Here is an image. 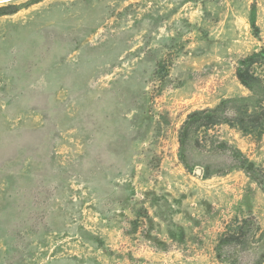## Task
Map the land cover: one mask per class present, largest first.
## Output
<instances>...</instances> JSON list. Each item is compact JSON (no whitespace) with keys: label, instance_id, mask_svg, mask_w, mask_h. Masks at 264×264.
I'll return each mask as SVG.
<instances>
[{"label":"rangeland","instance_id":"1","mask_svg":"<svg viewBox=\"0 0 264 264\" xmlns=\"http://www.w3.org/2000/svg\"><path fill=\"white\" fill-rule=\"evenodd\" d=\"M7 5L0 264H264V131L186 123L252 95L264 0Z\"/></svg>","mask_w":264,"mask_h":264},{"label":"trees","instance_id":"2","mask_svg":"<svg viewBox=\"0 0 264 264\" xmlns=\"http://www.w3.org/2000/svg\"><path fill=\"white\" fill-rule=\"evenodd\" d=\"M18 10L16 6H2L0 15L13 14ZM261 66H264V48L242 58L236 69L238 79L252 91V95L224 99L214 108L194 111L188 116L187 125L195 122L199 131L201 128L210 130L214 126L227 123L239 127L246 134H253L255 130L257 134H262L264 131V87L258 73ZM195 140L199 144L200 135H197ZM236 164L249 172L248 159L238 160ZM233 240L236 239L230 235L226 243H233Z\"/></svg>","mask_w":264,"mask_h":264},{"label":"water","instance_id":"3","mask_svg":"<svg viewBox=\"0 0 264 264\" xmlns=\"http://www.w3.org/2000/svg\"><path fill=\"white\" fill-rule=\"evenodd\" d=\"M197 172H198V173H201V169H200V168H198V169H197Z\"/></svg>","mask_w":264,"mask_h":264}]
</instances>
